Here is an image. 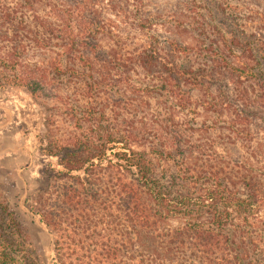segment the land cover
Listing matches in <instances>:
<instances>
[{"label":"trees","instance_id":"trees-1","mask_svg":"<svg viewBox=\"0 0 264 264\" xmlns=\"http://www.w3.org/2000/svg\"><path fill=\"white\" fill-rule=\"evenodd\" d=\"M109 4L0 6L13 41L0 59L3 79L58 99L80 129L44 147L46 172L58 183L30 203L52 235L49 263L264 264V150L257 141L264 132V0H252V38L210 19L189 28L197 42L174 38L167 46L157 36L140 45L128 39L110 24ZM141 74L148 79L135 94L142 105L164 98L162 121L142 119L136 96L124 97ZM77 81V100L62 95ZM199 106L212 116L209 134L230 127L254 145L260 169L247 171L175 122L174 109ZM0 256L9 259L6 251Z\"/></svg>","mask_w":264,"mask_h":264},{"label":"rangeland","instance_id":"rangeland-1","mask_svg":"<svg viewBox=\"0 0 264 264\" xmlns=\"http://www.w3.org/2000/svg\"><path fill=\"white\" fill-rule=\"evenodd\" d=\"M17 1L0 0V6L9 12L15 10ZM107 1L110 3L107 7V11H111L107 13L110 24L129 33L132 38L128 39L138 45L148 42L150 36H157L159 44L166 46L169 39L174 38L195 43L197 40L189 28L197 29L200 22L210 19L214 27L221 21L225 30L234 33L238 30L241 36L252 38V0H128L126 4L123 0ZM112 12L120 14L116 16ZM122 13L132 18H123ZM135 13L141 17L137 21L132 20L138 18ZM11 33L9 23L0 24V59L13 43L9 38ZM32 54L29 52L27 56L33 58ZM147 79L143 74L140 78H131L135 88L129 86L124 97L129 100L136 96L140 104L144 98L135 93L141 82ZM68 84L62 95L75 101L80 97L77 92L83 89L80 87L82 83ZM196 95L201 99L204 97L195 91L194 97ZM199 98L194 102L197 103ZM146 103L140 104L143 107L142 119L161 120V117H166L165 110L169 104L164 98L152 96ZM129 104L134 107L137 103ZM67 111L58 99L31 94L25 87L10 86L0 74V252L6 251L9 258L4 261L0 256V264H50L52 235L30 209V203L38 191L48 188V183L50 187L58 183L50 172H46L49 157L44 147L53 140L68 138L70 133L80 131L77 119ZM195 111L192 108L174 109L173 118L178 125L190 129L194 136H207L214 151L222 156L233 155L241 165L253 167V170L254 167L261 168V163L255 161L258 156H253L254 145L246 146L234 138L230 127L212 130L209 134L206 128L212 120L211 114L200 106ZM259 134L257 141L262 151L264 132ZM245 169L248 171L247 167ZM177 223L176 220L171 222L172 225Z\"/></svg>","mask_w":264,"mask_h":264}]
</instances>
